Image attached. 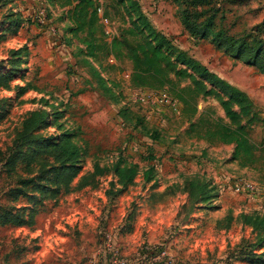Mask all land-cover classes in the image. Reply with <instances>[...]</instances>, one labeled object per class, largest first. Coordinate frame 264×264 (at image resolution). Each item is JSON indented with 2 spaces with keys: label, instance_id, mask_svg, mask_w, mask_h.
Wrapping results in <instances>:
<instances>
[{
  "label": "rangeland",
  "instance_id": "obj_1",
  "mask_svg": "<svg viewBox=\"0 0 264 264\" xmlns=\"http://www.w3.org/2000/svg\"><path fill=\"white\" fill-rule=\"evenodd\" d=\"M103 1L115 34L132 39L126 34L130 23L125 1ZM135 1L175 46L253 99L256 113L247 131L257 145L256 163L240 166L231 159L234 144H209L199 138L213 120L228 121L215 97H198V111L189 121L181 103L172 108L158 99L141 101L148 92L156 97L161 90L130 84L126 49L105 41L98 25L89 46L85 32H71L68 6L56 0H0V32L10 16L22 20L16 32L8 29L0 35L3 64L11 52L20 51L17 77L9 89L0 88V100L5 99L0 101V206L22 210L27 220L19 226L0 225V264H110L101 229L110 234L126 264H145L144 256H150L148 264L167 258L172 264H228V258L254 240L255 233L242 224L240 214L264 215V75L225 54L210 39L191 38L172 0ZM213 1L219 8L216 22L229 33H243L264 19V0ZM108 55L115 58L111 64ZM92 68L106 90L97 84ZM174 82L189 85L187 79ZM163 90L174 96L171 88ZM121 108L132 111L141 123L123 121ZM33 111L46 114L44 124L31 133L42 143L40 148L64 132L80 147L79 172L69 186H59L55 196L49 191L54 186L52 157L41 152L31 165L21 159L8 164L13 146L22 142V150H28L17 138ZM119 157L137 166L134 184L123 189L112 172L92 174L96 164L111 166ZM147 168L152 169L149 180L143 177ZM42 174L50 181H41ZM194 175L213 186L212 201L193 204L176 187ZM239 179L251 181L255 188L234 191ZM85 180L89 184L81 187ZM14 188H22L24 195L13 199ZM227 216L232 220L226 228ZM161 248L168 256L152 261Z\"/></svg>",
  "mask_w": 264,
  "mask_h": 264
},
{
  "label": "trees",
  "instance_id": "obj_2",
  "mask_svg": "<svg viewBox=\"0 0 264 264\" xmlns=\"http://www.w3.org/2000/svg\"><path fill=\"white\" fill-rule=\"evenodd\" d=\"M56 1L61 6H68L66 18L72 25L70 27L71 32H85L88 36L87 43L89 46H91L90 40L94 37L98 25L101 36L105 41L114 42L115 45L126 49L127 58L131 61L129 71L131 85L157 91L167 87L171 88L174 95L172 97L181 103L182 112L185 116H188V121L198 111L196 104L198 97H215L228 121H224L222 118L213 120L208 124L205 133L200 135L199 138L207 140L209 144L214 142L234 144L231 159L237 160L240 166H252L256 163L257 145L251 140L247 131V126L254 122L256 113L253 99L247 92L190 56L186 50L175 46L165 34L152 26L135 0H123L125 1L124 10L130 23L126 34L133 38L131 39L125 34L119 36L117 32L109 41L106 38L107 35L103 26L99 22L98 5L94 0ZM172 1L179 5L180 23L191 38L210 39L216 48L221 49L235 60L255 67L264 75V19L248 31L233 34L216 22L219 8L213 0ZM103 14L109 18L104 6ZM21 22L20 18L10 16L7 28L2 29L0 35H4V31L8 29L16 32L21 26ZM19 54L20 51L11 52L10 59L6 61L7 65L0 61V88L9 89L10 82L17 77L15 71L18 70ZM109 56L113 55H108L107 61ZM91 74L95 76L97 84L106 90L104 80L94 68L91 69ZM179 79H187L189 85H177L174 81ZM17 89L19 91L22 87L18 86ZM0 101H5V99L3 98ZM118 115L129 124L134 123L137 126L141 123V119H138L127 108L119 109ZM45 118V113L33 111L23 121L22 130L17 141H25L28 150H22V142L15 147L13 146L8 164L14 166V163L21 159L26 165H31V159L41 152L45 156L52 157L54 165L51 169L54 171V186L49 191L51 196H55L56 193L60 192L59 186L62 184L69 186L72 179L79 172L78 161L81 151L78 144L71 139L70 132L62 133L59 140L49 142L40 148L42 143L37 141V138L32 136L31 133L44 124ZM190 124L193 125V123ZM142 129L145 130L144 127ZM149 169L147 168L143 172L145 180H149L152 175V169ZM109 172L116 176V183L120 184L123 189L134 184L137 166L119 157V160L111 166L100 167L96 164L92 174L96 176ZM40 180L50 181L44 174H42ZM23 182L25 181L23 180ZM89 182L85 180L80 186L83 187ZM40 183V189L45 190L47 185ZM176 187L179 191L185 193L187 200L193 204L212 201L216 196L212 193L213 186L199 175L187 177L182 185H176ZM165 189L171 190L172 188ZM23 193L22 188H14L11 191V196L16 199L18 196L24 195ZM240 219L243 225L249 226L255 233V238L246 246L240 247L237 254H233V258H228L231 261L228 264H233L232 261H240L244 264H264V215L253 211L252 213L240 214ZM231 220L232 217L227 216L224 227H229ZM24 223H27V220L22 210L0 206V225L19 226ZM149 257L144 256L145 264ZM155 264L172 263L159 260Z\"/></svg>",
  "mask_w": 264,
  "mask_h": 264
},
{
  "label": "built area",
  "instance_id": "obj_3",
  "mask_svg": "<svg viewBox=\"0 0 264 264\" xmlns=\"http://www.w3.org/2000/svg\"><path fill=\"white\" fill-rule=\"evenodd\" d=\"M97 3V13H98V17H99V22L101 23V25L103 26L104 32L107 35V40H111L112 37L115 34V26L113 24V22L103 14V0H94ZM42 16V14H41ZM108 62L109 63H113L114 62V58L113 56H109L108 57ZM125 76L128 77L129 80V72L125 73ZM154 92L152 93L151 91L147 93V97H140L141 101H153V100H159L162 101L163 103H165L166 105L172 107V108H180V103L177 99L173 98L172 96H170L165 90H161V92H159L157 94L156 97H154ZM255 188L254 184L251 181H246V180H241L239 179L238 181H236L233 185V189L236 192H241L242 190H247V191H252ZM105 229H101L100 232V236H101V240L102 243L104 245V249L105 251H107V256H110L109 258V262L110 264H126V261L121 258L118 257V250L115 249V246L113 245L112 239L110 234H107L105 231ZM149 248V252H150ZM153 251V250H152ZM154 257H152V261H156L155 256H168L166 253L165 248H161V249H157V252L155 255H152ZM168 263H172L168 258L167 260H165Z\"/></svg>",
  "mask_w": 264,
  "mask_h": 264
}]
</instances>
